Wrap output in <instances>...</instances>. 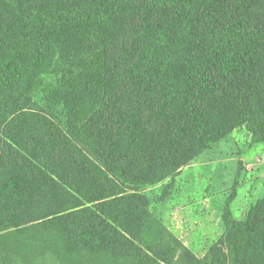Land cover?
<instances>
[{
    "label": "trees",
    "instance_id": "16d2710c",
    "mask_svg": "<svg viewBox=\"0 0 264 264\" xmlns=\"http://www.w3.org/2000/svg\"><path fill=\"white\" fill-rule=\"evenodd\" d=\"M91 42L98 72L40 106ZM241 126L264 143V0H0V264H264V196L200 258L141 192Z\"/></svg>",
    "mask_w": 264,
    "mask_h": 264
},
{
    "label": "rangeland",
    "instance_id": "374dc122",
    "mask_svg": "<svg viewBox=\"0 0 264 264\" xmlns=\"http://www.w3.org/2000/svg\"><path fill=\"white\" fill-rule=\"evenodd\" d=\"M71 54L57 52L48 72L36 80L34 100L47 108L58 94L78 87L98 72L100 47ZM64 120L67 109L57 105ZM247 126L201 153L174 176L142 189L151 198L156 216L200 258L228 253L230 227L225 219L228 198L234 196L232 221H245L264 196V143L252 145Z\"/></svg>",
    "mask_w": 264,
    "mask_h": 264
}]
</instances>
